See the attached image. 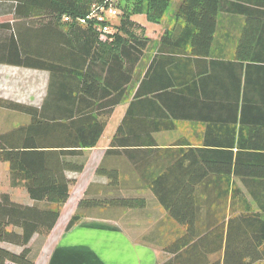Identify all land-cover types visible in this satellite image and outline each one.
<instances>
[{
  "label": "trees",
  "instance_id": "obj_1",
  "mask_svg": "<svg viewBox=\"0 0 264 264\" xmlns=\"http://www.w3.org/2000/svg\"><path fill=\"white\" fill-rule=\"evenodd\" d=\"M103 1L0 0V6L5 5L2 12L14 20L13 23L0 24V64L50 74L47 97L41 109L0 98V108L23 113L30 120L27 125L0 134V163L9 165L11 187L24 188L31 200L30 204H24L14 200L9 193L0 194V264H35L33 244L43 245L51 234L76 182L67 176V172L83 171L85 163L79 159L83 158L84 150L97 146L115 107L126 102L133 90L134 67L141 57L144 58V48L149 41L135 35L138 25L132 17L146 12L149 20L157 22L165 14L170 0H118L123 11L120 24L115 25L114 32L109 35L113 42L100 45L96 22L90 20L82 25L79 19L87 18L91 7ZM226 1H181L178 15L189 26L199 30L193 42L203 39L206 43L205 51L193 48L192 55H211L217 16L219 11L228 9ZM243 1L253 7L242 8L241 12L264 13V0ZM65 16L70 20L65 21ZM204 29L207 35H202ZM242 42L241 46L249 44L253 49H239L231 62H209L212 69L227 65L231 69L229 73H232L228 81L212 82L211 72L190 81L186 87L192 94L198 91V87L206 94L212 92L206 95L207 104L211 107L222 104L231 111L234 123L239 112L243 124L250 115L251 129L256 130L258 136H264V131L258 127L260 123L264 125V35L245 37ZM56 80L59 81L57 98L52 102L50 96ZM172 90L160 96L180 95L181 89ZM141 94L142 86L136 96ZM53 107L59 113L48 112ZM133 109L132 99L111 146H115L124 135L125 139L132 141ZM173 118L180 120L184 117L174 115ZM171 126L163 120L156 125V130ZM243 137L241 132L236 154L234 139L227 144L221 143L224 148L199 149L198 152L206 157L203 165L196 162V154L190 149L186 157L191 162L184 172L199 171L198 177H180L183 165L178 162L160 176L147 181L148 189L176 222L174 239L163 247L171 258L162 264L264 262V218L251 208L244 197L245 205L240 202L236 209L234 202L241 198L236 197L240 194L239 189H234L230 208V214L240 212L239 215L230 217L228 221L226 216L218 217V222L214 223L209 213L205 217L208 222L199 223L204 219L199 206L206 203H200L202 197L198 191L207 184L211 174L264 178V153L255 151L250 155L248 152L245 153L246 158L242 153L246 147ZM256 143L260 145V142H254V147ZM97 172L109 178L112 190L120 186L119 177L113 170L100 167ZM224 182L229 187L230 181ZM259 182L264 183V179ZM253 198L258 200L256 195ZM146 204L144 197L85 196L79 201L67 229L79 224L89 209H141ZM258 205L264 209V204ZM3 243L20 250L14 251L1 245ZM219 253H223L222 259H209V256Z\"/></svg>",
  "mask_w": 264,
  "mask_h": 264
},
{
  "label": "crops",
  "instance_id": "obj_2",
  "mask_svg": "<svg viewBox=\"0 0 264 264\" xmlns=\"http://www.w3.org/2000/svg\"><path fill=\"white\" fill-rule=\"evenodd\" d=\"M181 1L170 0L165 14L157 22L149 20L146 12L132 17L138 25L135 35L149 41L144 48V58L141 57L134 67L133 90L126 102L115 107L97 146L84 150L83 158L79 159L85 163L83 171L67 172V176L76 182L71 187L70 198L55 228L44 242L46 244L48 241L43 249L47 257L39 256L35 264H162L171 258L163 247L174 239L176 222L148 189L147 181L160 176L178 162L183 165L180 177H198L199 171L184 172L191 162L189 157H186L188 151L193 150L196 162L203 165L206 157L198 152L199 149L209 151L224 148L221 143L227 144L234 139L233 149L236 154L241 132L246 140V147L242 150L245 156L248 152L250 155L255 151L264 153V136H258L256 130L251 129L250 115L243 124L239 112L237 122L234 123L231 111L225 109L222 104L212 107L207 104L206 95H211L212 92L206 94L198 87V91L192 94L186 87L190 81L198 80L202 75H210L211 72L212 82L228 81L232 77V73H229L231 69L227 65L212 69L209 62H231L239 49H253L250 48L253 45L241 44L245 37H258L260 33L264 35V13L258 15L241 12L242 8L253 7L243 0L226 1L225 7L228 9L219 11L217 16V26L210 47L211 55L197 56L191 54L193 48L205 51L206 43L203 39L193 42L194 35H197L199 30L189 26L178 15ZM3 7L5 5L0 6V24L13 23V17L2 12ZM204 34L207 35L205 29L202 30V35ZM30 76L40 77L43 81L41 89L36 86V79H32L31 83ZM49 82L48 72L0 64L1 99L41 109L47 97ZM58 82L56 80L54 92L52 91L50 96L52 102L57 98ZM140 86L142 94L137 97ZM176 88L181 89L178 97L170 94L160 96ZM132 99V141L125 139L124 135L118 139L115 146H111ZM60 101L58 97V103ZM6 112L8 116H21L20 122L15 120V126L9 123L6 132L30 122L23 113L10 110ZM48 112L59 113L55 107L48 109ZM174 115L184 118L175 119ZM161 116L168 118L161 119ZM163 120L173 126L156 130V125ZM258 127L264 131L263 124L260 123ZM254 142H260V145L256 143L254 147ZM256 147L258 149H255ZM0 167L5 171L6 180L5 190L0 194L6 192L17 202L30 204L31 200L24 188L11 187L9 165L0 163ZM100 167L113 170L118 175L120 186L117 189L112 190L109 178L97 172ZM208 178L207 184L198 191L202 197L200 203H206L199 206L204 217L199 223H207L205 217L209 213L212 214L214 223L222 216H226L228 221L230 217L239 215L240 212L230 214L235 188L240 190L236 197H241L234 202L236 209L240 202L244 204L247 200L251 208L260 212L264 218V209L258 205L264 204V183L259 182L264 178L233 174H211ZM226 180L230 181L229 187L224 182ZM115 195L144 197L147 204L141 209H89L85 211V217L79 224L70 230L67 229L69 221L77 211L79 201L85 196ZM253 195H256L258 200H255ZM18 197H21V200ZM222 258L223 253L209 256L211 260Z\"/></svg>",
  "mask_w": 264,
  "mask_h": 264
},
{
  "label": "rangeland",
  "instance_id": "obj_3",
  "mask_svg": "<svg viewBox=\"0 0 264 264\" xmlns=\"http://www.w3.org/2000/svg\"><path fill=\"white\" fill-rule=\"evenodd\" d=\"M115 5H116V7H117V9L119 10V16H118V18L114 21V23H115V25H119L120 24V20H121V13H122V11H123V5L121 4H119V2H118V0H115ZM99 43H100V45H107V44H109V43H111V42H113V39H110V37L109 36H99ZM112 45V44H111ZM115 45V44H114ZM30 78H31V83H32V79H36V81H37V83H36V86H38L40 89H41V87H42V80L40 79V77H38V78H33L32 76H30ZM28 106V105H27ZM31 107H34V106H31ZM7 110H5V109H2V108H0V134H3V133H5L6 132V129L8 128V126H9V123L10 124H12V125H16L17 124V122L19 121H21V116H14V115H12V116H8V115H6V112ZM28 117V116H27ZM15 120L17 121V122H15ZM11 125V126H12ZM5 171H4V169H2L1 167H0V192H2L3 190H5L4 189V186H5ZM20 200H21V197H18ZM48 242V241H47ZM47 242H46V244H47ZM46 244H44V245H40V244H37V243H34L33 244V247H34V254H35V262H36V260H37V258L39 257V256H42V257H47V254H44L43 253V249L45 248V246H46ZM1 245H3V246H6V247H8V248H10V249H12V250H14V251H19L20 250V248H18V247H15V246H12V245H8V244H6V243H3V244H1ZM48 253V252H47ZM260 264H264V262L263 263H260Z\"/></svg>",
  "mask_w": 264,
  "mask_h": 264
},
{
  "label": "built area",
  "instance_id": "obj_4",
  "mask_svg": "<svg viewBox=\"0 0 264 264\" xmlns=\"http://www.w3.org/2000/svg\"><path fill=\"white\" fill-rule=\"evenodd\" d=\"M119 10L115 5V0H104L102 3L94 4L91 7L90 14L87 18L79 19L80 24L86 25L88 21L94 20L95 29L99 36H109L114 32V21L118 18ZM65 21H69L68 16L64 17Z\"/></svg>",
  "mask_w": 264,
  "mask_h": 264
}]
</instances>
